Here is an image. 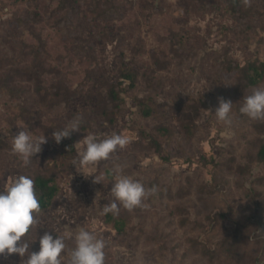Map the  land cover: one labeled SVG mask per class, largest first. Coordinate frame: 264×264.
Returning a JSON list of instances; mask_svg holds the SVG:
<instances>
[{
    "label": "rangeland",
    "instance_id": "obj_1",
    "mask_svg": "<svg viewBox=\"0 0 264 264\" xmlns=\"http://www.w3.org/2000/svg\"><path fill=\"white\" fill-rule=\"evenodd\" d=\"M242 1L250 9L238 18L228 11L227 0H113L107 7L97 0H77V12L58 9L60 0H0L5 6L0 12V63L29 62L23 54L42 39L47 65L53 67L42 79V95L25 78L14 83L13 93L0 89V136L5 141L0 190L15 176H30L59 161L54 129L76 116L89 126L77 134L75 153L59 174L60 190L51 207L34 217L30 233L22 237L31 250L38 249L45 231L66 235L60 254L66 264L83 227L105 241L104 264H264V186L256 184L264 169L255 158L264 119L240 112L236 104L243 100L234 95L220 64L224 54L240 65L256 56L264 60V0ZM125 66L136 71L132 88L120 81ZM8 68H0V77ZM119 81L123 103L117 122L108 125L101 122V96L107 93L103 84ZM199 94L206 106L187 140L182 138L181 110ZM149 96L146 105L152 113L144 116L135 99ZM221 98L233 102L231 123L214 112ZM158 123L171 127L173 136L168 141L159 136L163 148L155 153L145 148L139 131L155 132ZM22 127L34 138L46 137L27 162L12 150ZM113 132L126 133L130 142L106 159L79 161L84 135L103 138ZM117 164L120 174L141 181L146 190L153 182L161 191L131 208L125 236L104 222L103 208L115 200L110 188ZM254 187L263 193L262 215L246 195ZM26 258L27 253L3 254L0 264H24Z\"/></svg>",
    "mask_w": 264,
    "mask_h": 264
},
{
    "label": "trees",
    "instance_id": "obj_2",
    "mask_svg": "<svg viewBox=\"0 0 264 264\" xmlns=\"http://www.w3.org/2000/svg\"><path fill=\"white\" fill-rule=\"evenodd\" d=\"M228 1V11L238 17L242 18L245 16L250 9V6L242 0H227ZM61 5L58 6V9L68 8L69 11H78L76 6L77 0H60ZM113 0H97L98 5L102 6H113ZM5 6H0V12ZM34 16L39 17L40 14L38 10L34 11ZM49 57L48 49L46 43L42 40H38V44L29 45L27 52L22 56L23 61L29 60V62L21 64L20 61L10 60L9 62L0 63V68L9 67L0 77V89L8 92H14V83L18 79H27L28 81H34L36 84V92L39 95H42L43 85L42 79L45 75L52 73V66H48L47 59ZM221 68L222 74L232 82L234 89V95L240 100H244V97L251 93L253 88H256L260 83L264 82V60L259 57H254L244 65H240L235 59L231 58L228 54H224L221 59ZM120 76L123 80L128 81L129 88L135 86L136 83V71L128 66L122 67ZM105 82L103 85L106 87L107 93L104 96H101L102 106L100 108V113L102 116V123H107L108 125H114L117 122V117L120 113V106L123 103V98L119 91V86L121 82ZM60 90L65 91V87L62 85L59 86ZM58 88V89H59ZM63 91V92H64ZM67 94L70 91L67 88ZM55 93H59V90H56ZM43 98V97H42ZM152 98L146 97H137L135 99L137 105L139 106V111L144 116H149L152 113V109L146 105L148 100ZM206 98L199 94L196 97L190 98V103L185 109H182L180 104H178L182 109L180 116V128L182 133V138L189 140L195 134V131L198 127L196 123V118L198 117L201 108L206 106ZM240 104L237 103L236 107L240 108ZM22 110H27L23 105L19 106ZM31 113V111H29ZM29 113V114H30ZM89 126L84 122H80L79 130L72 131L71 134L67 137L62 138L59 141L60 152L58 154L59 161H54L51 165H48L46 169H37L33 171L30 175L34 179V189L40 204V209L37 212H34V217L43 213L45 210L51 207L52 202L60 190L59 184V174L67 164L70 163L73 154L75 153V140L78 132L87 130ZM140 135L145 140V148L149 151L159 153L163 148L162 141L159 139V136L164 137L165 141H168L173 136V130L168 125L163 123H158L155 126V132H148L144 129H140ZM5 147V141L0 136V159L1 151ZM255 158L262 165L264 169V137H262V132L256 136L255 140ZM256 184L264 186V174L261 175ZM150 189L148 194L152 198L158 196L161 191H157V187L152 182L150 183ZM155 189L154 191H151ZM262 191L257 190L256 187L247 191L246 195L250 197L252 202L255 204V212L257 211L258 215H262L260 208H262V203L260 198L262 196ZM264 205V204H263ZM261 206V207H260ZM123 206L119 209L118 215H113L112 212L104 213V222L115 229L116 234L119 236H125L127 234V226L130 221V211ZM31 231V226L26 232L28 235Z\"/></svg>",
    "mask_w": 264,
    "mask_h": 264
},
{
    "label": "clouds",
    "instance_id": "obj_3",
    "mask_svg": "<svg viewBox=\"0 0 264 264\" xmlns=\"http://www.w3.org/2000/svg\"><path fill=\"white\" fill-rule=\"evenodd\" d=\"M232 103L231 100L221 98L214 111L217 118L226 124L232 120ZM240 112L254 120L264 119V87L253 88L251 93L244 97ZM80 122L81 118L76 116L64 128L54 129L52 136L59 142L72 131L79 130ZM83 137L84 147L78 153L81 163H94L106 159L117 147L122 148L130 142V137L126 133L113 132L103 138L89 133ZM45 139V136L34 138L22 127L13 137L12 150L27 162L41 150ZM75 162L74 160V165ZM120 172V166L115 165L113 169L115 179L110 188L115 200L103 208V213L112 212L113 215H118L117 200L124 207L131 209L140 205L142 198L148 195L149 190L145 189L141 181ZM93 179L101 181L95 176ZM39 209L34 179L31 176H15L4 190H0V255L17 253L23 256L27 253L24 264H61L60 254L65 248L66 235L57 234L54 229L55 236L52 232H43L39 236L37 250H31L30 242L22 240L30 226L35 223L34 212ZM104 247L105 241L102 238L94 231L82 227L75 234V247L66 264H104Z\"/></svg>",
    "mask_w": 264,
    "mask_h": 264
}]
</instances>
